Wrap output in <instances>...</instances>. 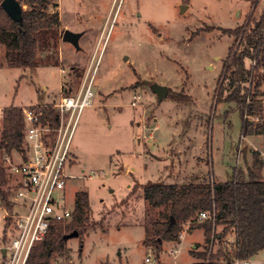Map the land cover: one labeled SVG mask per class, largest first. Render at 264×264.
<instances>
[{
    "label": "rangeland",
    "instance_id": "rangeland-1",
    "mask_svg": "<svg viewBox=\"0 0 264 264\" xmlns=\"http://www.w3.org/2000/svg\"><path fill=\"white\" fill-rule=\"evenodd\" d=\"M54 1L61 27L54 54L39 50L37 66L9 67L0 44V110L55 104L92 70L93 97L74 127L65 186L69 207L76 193L86 192L90 226L82 236L69 237L68 253L52 257L51 264H226L210 254L233 241L230 232L221 240L211 235L208 243L200 228L184 230L178 243L150 240L148 219H157L158 212L137 186L195 177L230 180L234 167L246 171L251 150L263 159L264 177L262 136L242 135L235 104L216 101L223 63L235 42L220 27L241 26L252 12L257 17L264 0L256 8L250 0ZM65 29L81 33L77 46L61 39ZM153 83L167 86L169 94L159 101ZM5 212L10 214L0 205V236L10 219ZM205 250V257L190 254ZM261 263L264 250L250 262Z\"/></svg>",
    "mask_w": 264,
    "mask_h": 264
},
{
    "label": "trees",
    "instance_id": "trees-1",
    "mask_svg": "<svg viewBox=\"0 0 264 264\" xmlns=\"http://www.w3.org/2000/svg\"><path fill=\"white\" fill-rule=\"evenodd\" d=\"M1 1L0 44L5 47L6 65L35 67L40 63L39 50L55 53L61 27L54 0H17L22 11L18 20L8 16ZM250 2L251 7L256 8L260 0ZM220 30L233 35L235 42L228 49L223 63L216 101H232L240 115L241 134L261 135L264 140V92L260 90L264 79V7L257 17L250 13L243 25L233 29L220 27ZM172 97L183 98L174 94ZM37 105L43 113L42 121H47L52 129L50 137L53 138L58 123L57 112L48 103ZM24 126L22 108L11 105L0 110V205L9 213L14 203L9 199L11 190L5 158L14 157V154L18 158L22 152ZM251 156L246 171L234 167L230 180L205 182L195 177L196 180L181 184L149 181L137 186L142 188V195L151 209L158 212L157 219H148L153 233L150 240L158 244L164 240L178 242L184 226L188 230L203 228L206 243L211 240V235L221 240L230 232L233 241L221 245L215 254H210V258L220 257L226 264H234L235 260L251 262L264 250L263 159L257 150H251ZM133 190L134 186L129 194ZM75 197L71 220L51 225L45 237L31 247L25 264H51L52 257L68 253L67 234L77 231L78 236H82L87 232L90 226L87 214L89 197L85 191L76 193ZM203 211L208 217L200 218ZM7 219L2 231L4 235L10 223ZM218 225L223 228L216 234ZM206 251L193 256L205 257Z\"/></svg>",
    "mask_w": 264,
    "mask_h": 264
},
{
    "label": "built area",
    "instance_id": "built-area-1",
    "mask_svg": "<svg viewBox=\"0 0 264 264\" xmlns=\"http://www.w3.org/2000/svg\"><path fill=\"white\" fill-rule=\"evenodd\" d=\"M118 0H113V4ZM263 1V0H260ZM92 70L88 68L78 89L74 93L62 95L51 104L57 112V126L54 137L38 105L22 108L24 118V143L19 157H6L10 196L14 203L6 234L0 236V264H25L31 247L42 240L49 227L65 223L72 218V207L65 196L67 156L74 127L81 111L90 104L92 95ZM45 105V104H44ZM208 213L200 212V218ZM2 249L5 250L4 253ZM144 263H150L145 257ZM234 264H250L237 261Z\"/></svg>",
    "mask_w": 264,
    "mask_h": 264
},
{
    "label": "water",
    "instance_id": "water-1",
    "mask_svg": "<svg viewBox=\"0 0 264 264\" xmlns=\"http://www.w3.org/2000/svg\"><path fill=\"white\" fill-rule=\"evenodd\" d=\"M1 7L3 10L10 16L13 20H18L21 16V5L17 0H2L1 1ZM185 9V7H183ZM81 33L77 32H71L68 29L63 30L61 39L63 41L70 42L74 46H77L78 38L80 37ZM151 91L156 94L157 99L160 101L164 97L168 95V88L165 85H159L157 83H153L150 86ZM77 231H73L69 234H67V237L77 236ZM5 250L2 249V252L4 253Z\"/></svg>",
    "mask_w": 264,
    "mask_h": 264
},
{
    "label": "crops",
    "instance_id": "crops-1",
    "mask_svg": "<svg viewBox=\"0 0 264 264\" xmlns=\"http://www.w3.org/2000/svg\"><path fill=\"white\" fill-rule=\"evenodd\" d=\"M58 15H59V14H58ZM111 18H112V17H111ZM59 22H60V18H59ZM106 22H107V19H105V21H104V23H103V25H102L103 27H104V24H105ZM63 27H65V26H63ZM103 27H102V30L105 28V27H104V28H103ZM263 178H264V177H263ZM201 229L203 230V228H201ZM184 230H187V231H193V230H188V229L184 226V229H183V231L181 232V235L183 234ZM203 232H204V231H203ZM181 235H180V236H181ZM179 241H180V238H179ZM179 241H178V242H179ZM178 242H176V243H178ZM195 244H198V243H197V242H193V243H191V247L196 248V249L199 248V246H198V245H195ZM196 252H197V251H194L193 253H192V252H191V253L189 252V253H190L191 255H193V254L196 253Z\"/></svg>",
    "mask_w": 264,
    "mask_h": 264
}]
</instances>
